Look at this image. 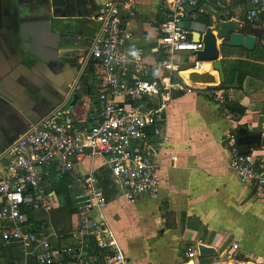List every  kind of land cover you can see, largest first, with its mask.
<instances>
[{
    "label": "crops",
    "instance_id": "0c3cea01",
    "mask_svg": "<svg viewBox=\"0 0 264 264\" xmlns=\"http://www.w3.org/2000/svg\"><path fill=\"white\" fill-rule=\"evenodd\" d=\"M105 1L0 0V149L64 100L76 126H87L96 84L94 65L86 59L97 28L94 16ZM132 8L129 18L122 11L132 34L125 51L141 50L144 61L154 64L158 25L167 18L166 0H133ZM245 9L240 0H223L221 8L205 3L192 20L186 6L183 23L191 25L193 39L195 32L218 21L217 14L241 26ZM60 33L64 35L56 41L53 35ZM219 49L224 82L210 62L193 68L207 72L213 81L176 93L168 103L169 139L159 156L160 183L154 196L128 203L113 187L101 157L85 154L78 162L81 173L99 175L107 197V225L132 264H187L189 244L197 247L193 264H225L233 258L264 264V194L258 195L251 183H241L230 169L226 143L230 135L237 142L245 130L246 135H258V144L248 143V151H264V44L257 42L252 51L224 44ZM256 52L263 58L251 59ZM184 57V65L191 64L193 56ZM5 163L0 159V176ZM46 183L53 207L27 216L48 224L54 248L75 244L70 232L77 224L79 184L51 171ZM85 241L94 245L91 236ZM200 246L215 252L200 255ZM32 262L19 246L0 247V264Z\"/></svg>",
    "mask_w": 264,
    "mask_h": 264
},
{
    "label": "built area",
    "instance_id": "2783aa9c",
    "mask_svg": "<svg viewBox=\"0 0 264 264\" xmlns=\"http://www.w3.org/2000/svg\"><path fill=\"white\" fill-rule=\"evenodd\" d=\"M240 2L246 5L241 31L264 25V0ZM205 3L223 7V0H166L167 18L158 25V60L154 64L144 61L141 50L125 51L132 34L122 11L126 18L131 17L133 0H106L98 8L94 16L97 28L86 59L94 65L96 84V101L90 107L87 126H76L64 100L0 149V159L6 162L0 176V247L22 248L33 259L24 264H132L107 225V197L99 175L81 173L78 162L85 154L101 157L113 187L128 203L156 194L159 156L169 139L168 103L174 94L196 87L181 76L184 54L193 56L189 60L194 63L192 69L209 63L195 59L203 43L194 41L191 25L183 23L186 6L195 20ZM208 90L213 93V88ZM226 143L230 169L241 183H251L258 195L264 194V151L239 152L233 135L227 136ZM50 171L80 187L75 196L77 224L70 232L75 244L63 248L52 246L48 224L27 216L53 207L46 183ZM88 236L93 238V246L86 244ZM197 253L195 244L186 246L187 259Z\"/></svg>",
    "mask_w": 264,
    "mask_h": 264
},
{
    "label": "water",
    "instance_id": "95a60500",
    "mask_svg": "<svg viewBox=\"0 0 264 264\" xmlns=\"http://www.w3.org/2000/svg\"><path fill=\"white\" fill-rule=\"evenodd\" d=\"M216 18H218V21H216L212 26H207L204 29L203 33H194V41H198L199 39H201L203 43V48L195 52V58L198 61L211 62L213 70L218 73L219 81L223 83L225 78L222 62L219 59V48L224 44L225 46L243 47L248 51H252L255 48L257 42H259L261 39L264 40V29L256 28L244 33L243 31H241L236 22L220 20L218 14L216 15ZM24 25L26 24H23L22 28L24 27ZM43 25H46V22L43 23ZM214 31L216 32V34H214ZM63 35L64 34L61 33L54 34L53 38H55V40L57 41L60 37H63ZM217 39L220 40V42H217ZM61 41H63V38L61 39ZM193 66L194 63H191L189 65H183L181 66V68ZM212 81L213 80L211 79V77H208L206 75H200L199 77V82L202 83H208ZM244 132L245 130H242V132H240L237 137V143L239 144L238 149L241 153L248 152V143L258 144V135H246ZM87 152H89V150H87ZM214 252V248L206 246L199 247L200 255L213 254ZM189 263L193 264V261L189 260L187 264Z\"/></svg>",
    "mask_w": 264,
    "mask_h": 264
},
{
    "label": "bare ground",
    "instance_id": "6f19581e",
    "mask_svg": "<svg viewBox=\"0 0 264 264\" xmlns=\"http://www.w3.org/2000/svg\"><path fill=\"white\" fill-rule=\"evenodd\" d=\"M210 65L209 63H206V65ZM185 70V69H184ZM194 75V76H193ZM195 75H196V77H195ZM200 75H206V76H208V77H210V75L209 74H207V72H203V73H201V72H199V73H197V71L195 70V69H192V70H190L189 72L187 71V72H181V76L183 77V78H185L184 80H185V82L187 83V84H189V85H195L196 87H204V86H206L207 84H209V83H211V82H208V83H202V82H199V77H200ZM193 76V77H192ZM189 264H192V263H189ZM226 264H232L231 262L230 263H226ZM241 264H244V263H241Z\"/></svg>",
    "mask_w": 264,
    "mask_h": 264
},
{
    "label": "rangeland",
    "instance_id": "374dc122",
    "mask_svg": "<svg viewBox=\"0 0 264 264\" xmlns=\"http://www.w3.org/2000/svg\"><path fill=\"white\" fill-rule=\"evenodd\" d=\"M261 41V43H263L264 44V42H263V39H261L260 40ZM257 50H259V49H257ZM251 57V59H262L263 58V56H262V54H260V53H254V54H252V56H250ZM210 68V67H209ZM185 79V78H184ZM217 86H219V84L217 85ZM110 193V192H109ZM41 213H38L37 215H40ZM233 259H236V258H233ZM233 259H227L225 262L226 263H232V264H241V263H246V262H244V261H241V260H233ZM225 263V264H226Z\"/></svg>",
    "mask_w": 264,
    "mask_h": 264
},
{
    "label": "trees",
    "instance_id": "16d2710c",
    "mask_svg": "<svg viewBox=\"0 0 264 264\" xmlns=\"http://www.w3.org/2000/svg\"><path fill=\"white\" fill-rule=\"evenodd\" d=\"M234 72H237V71L235 70ZM239 80H240V77L238 78L237 82H239ZM103 180H105V179L103 178Z\"/></svg>",
    "mask_w": 264,
    "mask_h": 264
}]
</instances>
